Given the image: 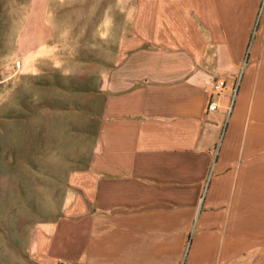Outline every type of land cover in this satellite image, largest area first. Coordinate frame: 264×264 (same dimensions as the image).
I'll return each mask as SVG.
<instances>
[{"label":"crops","instance_id":"0c3cea01","mask_svg":"<svg viewBox=\"0 0 264 264\" xmlns=\"http://www.w3.org/2000/svg\"><path fill=\"white\" fill-rule=\"evenodd\" d=\"M79 2L109 16L63 54V205L0 227V264H264V0Z\"/></svg>","mask_w":264,"mask_h":264},{"label":"rangeland","instance_id":"374dc122","mask_svg":"<svg viewBox=\"0 0 264 264\" xmlns=\"http://www.w3.org/2000/svg\"><path fill=\"white\" fill-rule=\"evenodd\" d=\"M79 1L0 0V227L11 233L15 223L25 231L34 222L32 211L38 210L41 225L63 205L45 200L51 176L63 173L50 169L51 162L70 140L63 138L71 121L61 110L68 105L63 89L71 86L64 80L63 54L77 52L87 40L78 37V19L109 16ZM262 13L260 4L257 22Z\"/></svg>","mask_w":264,"mask_h":264},{"label":"built area","instance_id":"2783aa9c","mask_svg":"<svg viewBox=\"0 0 264 264\" xmlns=\"http://www.w3.org/2000/svg\"><path fill=\"white\" fill-rule=\"evenodd\" d=\"M238 82H239V78L233 82L231 103L233 101V97L235 96ZM226 86H227V80L225 78H222V77L214 78L211 89H210V95H209V100L207 104V108L209 110H213L218 107V97L224 91Z\"/></svg>","mask_w":264,"mask_h":264}]
</instances>
